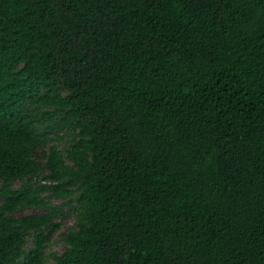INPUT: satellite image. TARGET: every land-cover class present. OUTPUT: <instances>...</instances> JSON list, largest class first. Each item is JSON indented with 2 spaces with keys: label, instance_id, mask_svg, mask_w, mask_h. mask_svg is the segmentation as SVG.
Listing matches in <instances>:
<instances>
[{
  "label": "trees",
  "instance_id": "trees-1",
  "mask_svg": "<svg viewBox=\"0 0 264 264\" xmlns=\"http://www.w3.org/2000/svg\"><path fill=\"white\" fill-rule=\"evenodd\" d=\"M0 264H264V0H0Z\"/></svg>",
  "mask_w": 264,
  "mask_h": 264
},
{
  "label": "rangeland",
  "instance_id": "rangeland-1",
  "mask_svg": "<svg viewBox=\"0 0 264 264\" xmlns=\"http://www.w3.org/2000/svg\"><path fill=\"white\" fill-rule=\"evenodd\" d=\"M51 136H53V140H50L49 144L57 143L59 148L62 150L65 148L68 140L67 138L71 135L70 131H65V129H62L59 131L58 135H55L54 133H50ZM63 136V138H62ZM41 182L49 183V181H46L42 178H39ZM20 182L16 181L15 185H19ZM51 202L62 205V202L64 199L62 198H56L52 197L50 198ZM38 211H43V209H36L31 207H25L22 209L17 210L16 215H22L26 213H34ZM62 211V212H61ZM60 215L58 218H56V221L60 222V227L53 231L50 237V240L46 243L44 251L45 254L48 257V262L52 263L54 260L52 258V254L55 253H61L63 249L65 248L64 242L61 240V234L65 233L69 227H71L74 224L75 221V214L68 206H64L62 210L59 211ZM32 245V237L28 236L27 239V246Z\"/></svg>",
  "mask_w": 264,
  "mask_h": 264
}]
</instances>
